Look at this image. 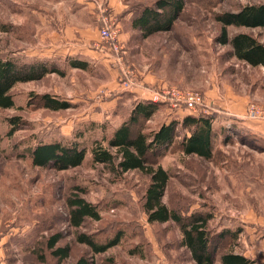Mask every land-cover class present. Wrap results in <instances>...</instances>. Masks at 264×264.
I'll return each mask as SVG.
<instances>
[{"label": "rangeland", "instance_id": "374dc122", "mask_svg": "<svg viewBox=\"0 0 264 264\" xmlns=\"http://www.w3.org/2000/svg\"><path fill=\"white\" fill-rule=\"evenodd\" d=\"M83 1L0 0V55L26 65L45 62L63 72L17 83L11 90L14 107L0 110V264H73L80 257L94 264H194L179 246L177 224L146 221L142 196L147 177L136 171L115 176L93 164L90 155L92 142L125 121L135 103L158 96L152 101L158 103L156 113L139 119L131 126L133 132L152 131L188 115L186 107H173L163 93L168 89L196 92L204 99L190 114L213 115V156L183 155L180 137L163 154L148 156L169 173L163 202L184 216L209 212L213 232L242 229L234 238H213L211 246L219 253H244L251 247L242 241L246 230L264 237L258 234L264 225V120L251 119L247 112L251 104L264 108V69L227 56L228 47L216 39L214 16L264 0H185L172 30L148 37L130 26L125 9L113 18L109 6L99 3L96 11L84 15L78 6ZM118 1L127 8L152 2ZM74 5L79 13L69 16L68 7ZM105 16L117 32L114 42L98 33ZM69 26L78 28L74 36L64 33ZM227 32L248 33L264 43L260 29L229 27ZM73 59L86 67H72ZM45 94L68 107L44 108ZM16 118L19 127L12 129L10 121ZM54 140L78 142L86 150L83 163L55 171L33 167L23 156L38 142ZM74 196L95 206L100 220L87 218L79 228L70 227L66 200ZM54 233L62 235L58 246L71 249L63 261L50 257L44 246ZM78 234L100 243L117 234L120 240L105 253L92 255L76 243ZM39 254L44 262H38Z\"/></svg>", "mask_w": 264, "mask_h": 264}, {"label": "trees", "instance_id": "16d2710c", "mask_svg": "<svg viewBox=\"0 0 264 264\" xmlns=\"http://www.w3.org/2000/svg\"><path fill=\"white\" fill-rule=\"evenodd\" d=\"M150 1V0H146ZM185 0H152L141 2L138 6H129L127 10L133 12L130 26L138 30L142 37H148L159 32H168L180 17ZM138 7V13L137 8ZM136 10V12H134ZM219 25V35L216 37L221 46H227V56L247 66L264 68V43L251 34L239 32L228 36V28L260 29L264 32V3L246 4L234 12H222L214 16ZM72 67H86L85 62L73 60ZM50 73L63 75L54 65L47 63L20 64L15 60L0 55V110L11 109L14 101L12 88L17 83L37 81ZM44 108L61 110L68 107L66 102L52 99L49 95L41 96ZM158 103L151 100L135 103L125 121H122L109 134H103L100 140H94L90 148L93 164H101L114 174L122 175L136 171L147 177L148 183L142 200L143 212L148 223L173 222L179 226L181 238L179 246L185 248L194 264H215L219 249L212 247V239L223 236L236 237L239 230L231 232L222 230L213 232L209 228L212 214L193 212L184 216L178 210L169 208L164 202L169 173L160 165L149 162L148 156L163 154L180 137L178 146L185 156H196L209 160L213 156L212 137L213 115H185L180 119H173L161 123L155 130L132 131L131 126L139 119L149 120L157 111ZM12 129L19 127L18 118L10 121ZM31 166L50 167L55 171H64L80 166L86 156V150L78 142L71 141H40L34 148L23 154ZM68 208V225L79 228L85 219L100 220L99 212L92 204L79 196L66 200ZM62 239L60 233L49 235L44 242L50 257L63 261L71 255L68 245L57 243ZM120 235L98 242L92 236L78 234L75 241L87 247L92 255L105 253L109 248L117 245ZM38 262H44V256L37 255ZM219 264H256L239 252L222 250L219 253ZM73 264H94L92 260L80 257Z\"/></svg>", "mask_w": 264, "mask_h": 264}, {"label": "crops", "instance_id": "0c3cea01", "mask_svg": "<svg viewBox=\"0 0 264 264\" xmlns=\"http://www.w3.org/2000/svg\"><path fill=\"white\" fill-rule=\"evenodd\" d=\"M79 1H83V0H79ZM99 3H100V5H102V3H106L107 4L106 6L107 7L109 6L108 8L111 9V10L110 9L109 10H110V12H112L111 15H112L113 18H115L114 15H116L118 13V11H120L122 9H125L124 12H125V14L127 16V17L126 16L125 17H126L127 20H129V23H130L131 17L133 15L132 12L127 10V5L126 4L120 3L118 0H105V2H104V0H85V1H83V4H81V2H79L78 6L83 9L82 14L87 15V14L93 12V11H96V4H99ZM100 5H98V6H100ZM78 6L75 7V5H74L73 9L68 7V9L70 10L69 11V16H71V15L76 16L79 13V11L77 10ZM77 29L78 28H76L74 26H69V27H66L64 29V33L66 35H69V36H71V35L74 36L75 35V31ZM95 36L97 37V29H95L94 38H95ZM73 60H75V59H73ZM73 60H70V62L73 61ZM188 113L190 114V112H188ZM256 129H258V128H256ZM258 130H260V129H258ZM255 219H256V217H255ZM245 228L249 229V227H247V226H245ZM259 228L261 230L258 231V234L262 233V235H264V232H262V231H264V225L260 224ZM238 230H239V233H238V235H239V234H241L242 229L239 228ZM248 231L249 230H246V232L248 234H245L242 237V241H243V243L245 245H250L251 247H248V249L245 250V252L241 253V254H243L244 256H246V257H248L250 259L259 258L264 263V237L259 239V237L261 235L260 236H257L255 234L254 235H250V233ZM253 231H254V229H253ZM239 240H241V239L239 238ZM250 256L253 257V258H251Z\"/></svg>", "mask_w": 264, "mask_h": 264}, {"label": "built area", "instance_id": "2783aa9c", "mask_svg": "<svg viewBox=\"0 0 264 264\" xmlns=\"http://www.w3.org/2000/svg\"><path fill=\"white\" fill-rule=\"evenodd\" d=\"M100 38L106 41L114 42L117 37V32L113 27V21L107 16L103 17V26L99 30ZM164 95L173 102V107L181 109L179 107H186L190 113L196 112V106L204 103V99L199 93L192 91H179L177 89H168L163 91ZM165 97V98H166ZM158 96H154L152 101H157ZM248 117L251 119H262L264 120V108L250 105L247 109Z\"/></svg>", "mask_w": 264, "mask_h": 264}]
</instances>
